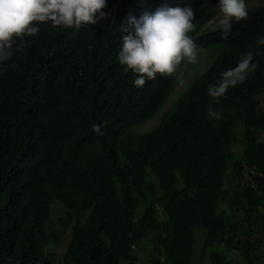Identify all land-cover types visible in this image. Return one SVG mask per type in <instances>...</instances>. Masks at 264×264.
I'll list each match as a JSON object with an SVG mask.
<instances>
[{
  "label": "trees",
  "instance_id": "trees-1",
  "mask_svg": "<svg viewBox=\"0 0 264 264\" xmlns=\"http://www.w3.org/2000/svg\"><path fill=\"white\" fill-rule=\"evenodd\" d=\"M159 1L106 0L95 24L42 22L13 38L0 62V264H137L134 248L146 243L145 264H194L197 252L198 264H227L217 251L204 262L216 243L264 264V4L228 36L196 38L219 55L138 133L132 126L155 114L174 78L134 86L117 27ZM180 1L198 8L200 24L213 12V0ZM55 201L63 214L53 218Z\"/></svg>",
  "mask_w": 264,
  "mask_h": 264
},
{
  "label": "clouds",
  "instance_id": "clouds-1",
  "mask_svg": "<svg viewBox=\"0 0 264 264\" xmlns=\"http://www.w3.org/2000/svg\"><path fill=\"white\" fill-rule=\"evenodd\" d=\"M187 2L161 0L154 5L146 3L126 15L125 27L122 25L121 30L117 27L121 38L118 62L125 66L126 72L131 70L138 74L134 86L142 87L146 78L150 79L149 83L160 81L168 74L174 78L173 89L155 112L161 111L156 116L158 123L175 99L220 53L217 44L208 45L211 50L203 52L205 46H201L196 38L217 29H221L222 37L228 36L231 28L248 16L251 7L264 4V0L247 4L245 0H213L212 14L200 24L196 14L198 8L188 6ZM105 4L106 0H0V62L10 59L14 37L36 34L42 22L50 21L53 27L76 29L81 25L95 24L105 17L102 11ZM221 13L222 18L218 20ZM247 65L245 60L240 67L246 68ZM224 91L225 86L221 85L213 95ZM155 126L146 131L131 129L144 133ZM94 130L99 132L100 125H94Z\"/></svg>",
  "mask_w": 264,
  "mask_h": 264
},
{
  "label": "rangeland",
  "instance_id": "rangeland-1",
  "mask_svg": "<svg viewBox=\"0 0 264 264\" xmlns=\"http://www.w3.org/2000/svg\"><path fill=\"white\" fill-rule=\"evenodd\" d=\"M262 0H245V3H257V2H260ZM222 18V13L218 16V20H220ZM174 97V96H173ZM261 105L264 106V95L261 97ZM161 111L157 112L155 114V116L151 119H149L148 123L145 122V124L141 123V124H137L135 126H133L134 130L137 129L138 131H146L148 129H150L151 127L155 126L158 121H159V118L156 117L158 116V113H160ZM158 118V120L156 121V119ZM138 126V127H136ZM132 128V129H133ZM243 148V143L242 142H239L237 144H234L233 147H232V153H233V156L234 157H239L240 154H241V150ZM51 211V210H50ZM63 214V207L61 205L60 202L58 201H55L53 204H52V216L53 218H56L57 216L59 215H62ZM203 238H204V231H202L201 229H197L196 230V242H197V245H200L201 242L203 241ZM67 243V240L65 241V243L60 246L57 251L59 253L63 252L64 250V247ZM147 244V245H146ZM143 248L137 250L136 248H134V253H136L137 257H138V262L137 264H145V262L148 260L149 258V253L151 252L150 250L152 249V245H149V243H146ZM211 251H217V252H220V253H224L229 259V262L227 264H243L241 261H237L236 259H234V257H232L230 255V252L225 248V246L223 244H220V243H216L214 244L212 247L208 248L206 250V260H204L205 263H208V254L211 252ZM198 253L197 252L195 254V257L194 258V264H198L199 263V260H198Z\"/></svg>",
  "mask_w": 264,
  "mask_h": 264
}]
</instances>
